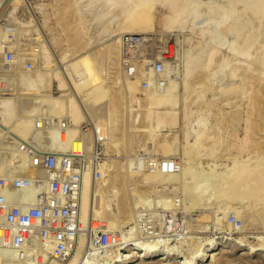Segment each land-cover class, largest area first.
I'll return each instance as SVG.
<instances>
[{
  "label": "rangeland",
  "instance_id": "374dc122",
  "mask_svg": "<svg viewBox=\"0 0 264 264\" xmlns=\"http://www.w3.org/2000/svg\"><path fill=\"white\" fill-rule=\"evenodd\" d=\"M81 1H78L79 4L78 2L76 4L78 5L77 8L81 6L77 9V12L79 15L80 11H82V16L79 15L81 18H83V14H85V26L79 24L72 0H0V36H2V38L4 37V39L7 38L9 41L11 40L17 48L20 46L21 51L23 49H27L28 51L29 48H31L32 50L30 49V51L32 54L34 53L33 56L36 57L38 61L40 60L39 63H41L39 65L36 64L33 71L27 72L25 71L26 69H24L26 64L24 62H26V60L23 59L24 61L22 64L21 58L20 70L22 71L20 72L23 75L19 72L20 74L18 73L15 77H6L5 75L3 76L1 72L7 71L8 67L0 61V137L5 136L6 133L11 131L16 138L21 140L26 138L30 129L28 126L32 123V116L36 115V111H38L37 114L41 113V111H46V113L48 112L51 116H61H58V113L54 112L49 107L50 105L48 101L47 103L45 102L46 100H42L41 102H44L42 104L43 108H40V103L38 110L32 109L34 112L29 114L31 110L28 106L31 102L35 101L36 97L39 95L43 96V94H46V97L52 98L68 92V95L74 97L75 93L79 90V86L83 87V89L95 90L96 95H99L96 89L100 86H109L110 90L106 93L104 92L107 98H105V109L109 110L111 113L115 106V110L119 116V121L114 123L112 127H108V129H113V132H111L112 140L109 141L110 143L107 146L106 140L103 139L104 130L100 119L91 114V109L87 107L84 108L85 113L88 115V119H86L85 122L90 121V123H92V125L95 124V126L91 130H83L86 131L82 132L84 133L83 135L86 136H83L82 133L81 135L85 137V139L87 138L86 141L92 139L90 141L91 144L87 146L88 151L94 149L93 146L94 144L96 145L98 140L102 141L105 159H103L101 164L108 161L111 162L114 159L117 162L115 166L112 165V172H114V175H117V177L112 180L110 186L108 185L109 199L111 198L112 202L109 206L113 208V210L109 208V211L114 213L117 210L116 207H118V197L114 196L113 186L120 189L119 197L122 198V201L125 202L128 209L132 211L131 226H134L135 231L137 230L135 218L139 209H142V207L153 209V229L152 238L149 241L150 244H143V246L141 238H137V241H139L140 245L138 248L139 251L148 247V245H154L155 248H158L156 259L152 262L137 261L131 264H161L159 259H161L162 256L167 257L168 252L166 250L170 252L171 249L173 251L171 250L172 252L169 260H163L162 262H165V264H187L192 258L193 251L196 250L198 246L201 245L202 250L205 247L207 249L211 246L208 244L212 242L214 243V249L223 248L225 250H216L219 254L214 258L212 257L209 260H205L202 264H264V252L262 250H257L261 245H264V191H262L263 193L260 192L259 188L264 182H260L261 174L257 173L258 168L256 167L257 165L261 166L264 164L262 159V156L264 157V84H260L255 79H249L245 72V66L249 65L251 62V60L247 62L246 58H251L252 55H254V50L250 51L251 47L253 48L254 45L257 44L256 36L259 35V31L262 30L264 26L258 28L253 25V18L249 17L246 19L247 21H243V17L241 16L242 10L240 11L239 7H237L238 9L231 7L230 0H188V6L189 3L191 5L193 1H196L195 5H197V7L192 8L189 14L187 12H185L184 15L181 14L179 16L181 22L179 21L174 27H169L167 25V20L163 16L165 12L164 9L160 6H155L148 12L144 25L138 24L130 29H123L125 27L124 17L121 16V19H118V16L114 14L115 11L113 10L115 6L123 4V0H120L117 3L118 5L115 4V6L112 5L111 7H107L105 3H102L101 6L100 3L98 4L99 6L97 5L95 8L88 5L92 0ZM82 7L85 9L83 8V10H80ZM93 9H96V12H90ZM98 9L101 11L99 12ZM110 9L113 10L111 12L113 13L112 15L111 13L108 14ZM107 10L108 12H106ZM210 10H213V14L210 13ZM98 14H100L99 17H96ZM237 15L239 18H237ZM235 17L237 19H235ZM100 22H102V24H100ZM237 23L239 25H237ZM4 24L15 28V39L8 36L6 30L1 32ZM96 24L102 26L99 25L98 27ZM223 24H228V27L224 28L223 32L220 33L218 45L222 46L220 52L223 51L224 48V54L223 52L220 53V55L218 54L219 57L216 59L217 61H214V65L212 64L214 67L211 66L212 70L207 72L204 76H197L193 80L192 86L189 89L186 88L188 79V77L186 78V60H189L195 52L202 49V46L208 50L209 48L215 47L211 36L205 34V28L218 29ZM91 29H95L94 31L96 33H90ZM101 30L102 33L100 32ZM103 30H105V33H103ZM99 32L101 34H99ZM94 34H96L95 37ZM104 35L105 37L106 35L109 36L105 39V37H103ZM126 35H132L140 39L144 38L143 43L138 45L131 59H128L125 53L126 44L124 42V36ZM257 42H259V39ZM110 44L117 45V48L121 52L119 57L114 61V64L110 63L111 56L108 53V46ZM97 51L99 52V59L95 57ZM190 51H193V54ZM28 52L25 55H27ZM222 54L229 55L230 57H235V55H237V57L240 56L241 59L239 61H233L232 64H226L221 60ZM243 54L244 57L242 56ZM40 55L42 56L40 57ZM45 55L49 57V64L42 61L45 59ZM187 57L189 59H187ZM157 61L164 63V70L160 73L157 71V73L162 74L160 76L158 74V79H156L157 77L152 79L154 80L153 83L156 82L153 84L154 88L152 87L151 89L150 79L145 78V73L148 70V66H154ZM42 65L46 70L43 67L40 68ZM133 68L136 70L139 69V76H129L126 74L125 71H129ZM41 69H44V71L42 72ZM235 70L236 72L232 75ZM104 71H107V75ZM254 72L257 73V69ZM40 73L43 74L41 75ZM25 74L27 75L24 76ZM35 75L38 79L34 78ZM38 75L41 76L38 77ZM23 76L24 78H22ZM51 77H54L52 80L53 83L50 82V84L48 83L49 85L47 84L45 86L44 83ZM19 78L23 80L20 79L21 82H19ZM60 78L68 85V89L64 91L56 89L55 86H57V82ZM33 79H35L33 82L34 86L37 81L36 87L39 90H30L28 88ZM43 79L46 80L44 81ZM145 79L149 82L148 88L150 89L144 88L143 82ZM3 81L5 84L1 86V82ZM40 81L42 82L40 83ZM170 81H172L173 84H171ZM204 81H206V83H204ZM25 82L30 84H25ZM178 84L180 85L178 86ZM231 84L237 89L234 88L233 90L227 91L225 88ZM50 85L52 86L50 87ZM171 85L173 88L175 87L174 89L172 88L173 91L170 89ZM23 88H28L27 91L30 90L34 92L24 94L27 91H23L22 93L21 90H24ZM260 88H263V95L258 94ZM18 89H21L19 94L21 96L22 93L21 97L18 95ZM37 91H41V94ZM35 92L38 93V96ZM32 94L36 97H33L34 95ZM157 94H160L159 98ZM26 95L29 97L27 98ZM154 95H156L155 98ZM17 96L20 97L18 103L16 102L17 100H15ZM23 97L28 101L27 103L25 100H21ZM175 97L179 98L175 100ZM7 98H9V100ZM148 98L154 99V110H152V112L156 109L158 110H156L157 112L155 111L154 116H156V113L161 109V104L157 103L160 102V100L169 98L176 104L178 103L177 105L174 103V105L176 108L179 107L177 108L181 114L179 122L175 125H168V127L166 126L161 130H157V133L164 136L166 135L168 138L178 135V142L172 143L174 142L172 139H168L169 141L167 142H149L148 134L150 122L146 120L148 113L146 101ZM19 103L23 107L22 110L20 109L21 106ZM22 103L23 105L25 104L24 106L26 108ZM127 103L130 105V107H128L130 109L127 108ZM254 103H257V105L254 106ZM46 104H48L47 107ZM187 106L189 107V118L185 119V114L182 111L183 108ZM257 107L259 110H256ZM131 108L133 109L132 111ZM40 109L41 111H39ZM22 112H25L27 118ZM49 112H51V114ZM20 113L23 115L20 116ZM27 115H29L30 118ZM13 116H15V118ZM62 117L67 118L65 115H62ZM1 118L4 124H2ZM11 118L12 120L8 122V119ZM5 125L10 127V129L7 127L5 128ZM247 126L251 128V141L246 149L240 150L239 146L245 137V127ZM3 129L5 132L7 130L4 134ZM202 129L208 137L201 143L203 144L200 146L201 152L195 157L193 152L196 151L195 149L200 145L195 142L198 133ZM93 130H95L93 132L94 134L92 133ZM90 133L93 137H91ZM89 141L88 143H90ZM169 142H171V145L173 144V146H176L175 150L170 146ZM212 143L216 145L215 151L214 153H209L208 146L212 145ZM68 149L69 148H66L64 150ZM187 153L190 155L192 154L191 159ZM148 159L154 160L155 162L164 159L174 160L178 164V170L174 171L178 176L174 179H168L170 181H165L164 183L147 184L145 179L147 176L146 174L149 173V166H147ZM199 159H201L202 163L198 161ZM149 161L150 160H148V162ZM192 162H194L193 164L195 167ZM235 163H237V167L243 166L244 164L252 165L253 163V165L248 168L247 176L243 181L245 184H243V182L239 184V182L237 183L232 180L236 171L231 175L228 174ZM187 165L193 166L194 169H191L193 174H195L196 169V175H198V177L199 175L203 176V179L201 178L199 180L198 177H196L198 179L197 183L194 181L195 184L191 182L185 185L184 166ZM252 168H254V170ZM167 173H169V171ZM93 174L94 173L91 172L92 176H94ZM202 182L205 187L204 191H202L204 189L203 186H197V188L200 189L196 188V185L199 183L203 185ZM98 183L100 186L103 185V179L98 181ZM201 187L203 189H201ZM199 190L204 193L197 195ZM204 195L206 196L204 197ZM208 198L210 200H207ZM146 199L147 201H145ZM98 202L99 194L94 193V205L98 204ZM89 224L90 223H88L85 228ZM95 225L98 226V223H95ZM128 230H130V227H122L117 231L125 233ZM81 237H83L84 240L86 239L84 248L86 249L89 245L88 238L82 233L78 239L77 246L74 248L75 253H77L81 246ZM161 241L164 242L159 243ZM131 243H135L134 240ZM131 243L127 246V249L125 247L123 248L122 253H124V255L133 254L131 252L133 244L131 245ZM161 246L165 250L162 249ZM176 248L179 249L180 252ZM85 249L84 251L87 250ZM74 251L71 257L75 254ZM115 251H111L110 253H114ZM173 252L176 254L174 255ZM70 259H68V262ZM97 259H103V257ZM93 260H95V258Z\"/></svg>",
  "mask_w": 264,
  "mask_h": 264
},
{
  "label": "built area",
  "instance_id": "2783aa9c",
  "mask_svg": "<svg viewBox=\"0 0 264 264\" xmlns=\"http://www.w3.org/2000/svg\"><path fill=\"white\" fill-rule=\"evenodd\" d=\"M5 30L15 39L14 27L4 24L1 32ZM143 40L124 36L128 59ZM22 57L26 60V71H33L37 58L30 53L22 54L20 46L17 48L11 40L0 36V61L8 67L1 72L3 76H17ZM153 68L162 72L164 63L157 61ZM135 71L130 69V74L135 75ZM4 84L1 82V86ZM143 84L147 88L149 82L145 79ZM70 126L68 118H55L43 111L32 116L26 138L21 140L8 132L0 139V264H65L82 233L89 240V256L94 251L101 253L130 242L128 237L125 241L120 231L107 230L103 222L95 219L83 229L84 174L90 170L96 179L101 178L105 153L101 140L97 141L96 152H89L83 136L78 138L81 150H63L69 141ZM94 126L88 121L81 128L87 131ZM148 160L147 166L152 169L161 166L164 172L178 170L174 160ZM152 216V208L142 207L135 218L134 235L141 238L142 244H149L152 238Z\"/></svg>",
  "mask_w": 264,
  "mask_h": 264
},
{
  "label": "bare ground",
  "instance_id": "6f19581e",
  "mask_svg": "<svg viewBox=\"0 0 264 264\" xmlns=\"http://www.w3.org/2000/svg\"><path fill=\"white\" fill-rule=\"evenodd\" d=\"M73 1V3H74V9L76 10V14H77V16H78V22H79V24H82V25H84L85 26V24H86V21H85V14H83V18H81V17H79V15L80 16H82V11H80V14L78 15V12H77V9H79L81 6V4L79 5L80 7L79 8H77V6L78 5H76L77 4V2L78 1H81V0H72ZM120 0H106V1H104V0H92L88 5L89 6H91L92 8H95V6H97L98 4H100L101 3V6H102V3H105V5H107V7H111L112 5H114L115 6V4L116 5H118L117 3L119 2ZM124 2H122L123 4H120V5H118V6H115V9H113L114 11H115V13L114 14H116L117 16H118V19L120 18L121 19V16H123L124 17V28L123 29H130V28H132V27H134V26H136V25H138V24H145L144 23V21L146 20V17H147V15H148V12L153 8V7H155V6H160V7H162L163 9H164V13H163V16H164V18L167 20V25L169 26V27H174L175 25H177V23H179V21H180V15L181 14H185V12H187L188 14L192 11V8H196L197 7V5H195L196 4V1H193L192 2V4L190 5V3H189V6H188V4H187V2H188V0H123ZM231 2H230V6L231 7H233V8H237V7H239L240 8V11L242 10V14H241V16L243 17V21L244 20H246L248 17L249 18H253V25H255V26H257L258 28L260 27L261 28V26H264V0H230ZM82 2V1H81ZM109 2H110V4H109ZM229 2V1H228ZM121 3V2H120ZM78 4H79V2H78ZM89 6H87V7H89ZM99 6V5H98ZM83 8L84 7H82V9H80V10H83ZM91 8V9H92ZM100 8V7H99ZM103 8V7H102ZM85 9V8H84ZM112 9V8H111ZM110 9V11L108 12V10L106 11V12H108V14L109 13H111L113 10H111ZM238 9V8H237ZM88 10V9H87ZM99 10V9H98ZM103 10V9H102ZM86 11V10H85ZM92 11H95L96 12V9L94 10H91L90 12H92ZM101 10H99V12H100ZM104 11H105V9H104ZM211 11V10H210ZM213 11V10H212ZM212 11L210 12V13H212ZM237 11H239V10H237ZM237 11H235V12H237ZM239 11V12H240ZM89 12V13H90ZM88 13V12H87ZM97 13H98V11H97ZM97 13H95V14H97ZM101 13H103V12H101ZM105 13V12H104ZM238 13V12H237ZM94 14V13H93ZM113 13H111V15H112ZM188 14H186V15H188ZM213 14V13H212ZM235 14V13H234ZM239 14V13H238ZM99 15L100 14H98V16H96V17H99ZM103 15V14H102ZM116 15H114V16H116ZM182 15V16H183ZM116 16V17H117ZM189 16V15H188ZM187 16V17H188ZM212 16V15H211ZM238 16V15H237ZM240 16V17H241ZM185 17V16H184ZM115 18V17H114ZM180 18V19H179ZM237 18H239V16L237 17ZM236 17H235V19H237ZM99 19V18H98ZM116 19V18H115ZM241 19V18H240ZM241 21V20H240ZM247 21V20H246ZM251 21V20H250ZM104 22V21H103ZM181 22V21H180ZM236 22V21H235ZM238 22V21H237ZM98 23V22H97ZM123 23V22H122ZM239 23V22H238ZM237 23V25H239ZM243 23V22H242ZM250 23V22H249ZM100 24H102V22H100ZM99 24V25H100ZM229 24V23H228ZM227 24V25H228ZM251 24V23H250ZM250 24H249V26H250ZM96 25H98V24H96ZM99 25H98V27H99ZM227 25H225V24H223V25H221V27L220 28H205V30H206V33L205 34H208V35H210L211 36V38H212V42H214V44L213 45H215V47H212L211 49L209 48V50L208 49H206L205 47H203L202 46V49H200V50H198L197 52H195L191 57H190V59L187 57V59H189V60H186L187 61V63H186V71H187V76H186V78L188 77V79H187V84H186V88H190L191 86H192V82H193V80L197 77V76H200V75H205L207 72H209L210 70H212L211 69V66H213L214 65V61H217L216 59L219 57L218 56V54L220 55V53H222L223 51H225L224 50V48H223V51H221L220 52V49L222 48V46H219L218 44H219V40H218V37H219V35H220V33H222L223 32V29L224 28H226V27H228ZM100 26H102V25H100ZM104 26V25H103ZM235 26V25H234ZM237 27V26H236ZM240 27V26H239ZM88 28V27H87ZM94 28V27H93ZM104 28V27H103ZM102 28V29H103ZM248 28V27H247ZM98 29V28H97ZM242 29V28H241ZM264 29V28H263ZM260 30L259 31V35L258 36H256L257 38V41H258V39H259V42H257L256 41V43L257 44H255L254 45V47L252 48L251 47V50L250 51H252V50H254L253 52H254V55H252V57L250 58V57H248V58H246L247 60V62L248 61H250L251 60V62H250V64L249 65H246V64H248V63H246L245 65V72H246V76L249 78V79H255V80H257L260 84L261 83H263L264 84V30ZM87 30V29H86ZM95 29H91V31H90V33L92 32V33H94L95 31H94ZM121 30V29H120ZM218 30H220V31H218ZM236 30H237V28H236ZM88 31V30H87ZM97 31V30H96ZM104 32L103 33H105V30H103ZM108 31V30H107ZM226 31V30H225ZM242 31H243V29H242ZM246 31H247V29H246ZM253 31V30H252ZM257 31V30H256ZM101 33H102V30L100 31ZM99 32V34H101ZM113 32V31H112ZM114 32H115V29H114ZM96 33V32H95ZM109 34V33H108ZM112 34V33H111ZM204 34V35H205ZM239 34V33H238ZM95 35L96 34H94V37H95ZM98 35V34H97ZM257 35V34H256ZM107 36H109V35H106V37ZM111 36V35H110ZM244 36V35H243ZM99 37V36H98ZM98 37H96V38H98ZM103 37H105V35L103 36ZM106 37H105V39H106ZM102 38V37H101ZM255 39V40H256ZM245 40V39H244ZM116 44V43H115ZM114 44V45H115ZM250 44V43H249ZM113 44H110L109 46H108V49H109V51H108V53H109V55L111 56V60H110V63L111 64H114V61L116 60V58L117 57H119V55H120V50L117 48V45H115L114 46ZM244 45V44H243ZM252 45V44H251ZM241 46V45H240ZM208 47H210V46H208ZM250 47V46H249ZM24 48V47H23ZM25 48H27V47H25ZM201 48V47H200ZM21 49H22V47H21ZM30 49L31 48H29V50L28 51H30ZM24 50V51H23ZM22 50V52H26L27 51V49H23ZM32 50V49H31ZM240 50H241V48H240ZM27 51V52H28ZM26 52V53H27ZM31 52V51H30ZM30 52H28V53H30ZM190 52H189V54H190ZM235 52H237V51H235ZM234 52V53H235ZM25 53V54H26ZM32 56L34 55V53L32 54V52L30 53ZM223 54H224V52H223ZM222 54V55H223ZM231 54H233V53H231ZM238 54V53H237ZM221 55V57H222V59L221 60H223L226 64L227 63H229V64H232V62L233 61H239L241 58H240V56L239 57H237V55H235V57L233 56V57H230L229 55L227 56V55H223L222 56ZM239 55V54H238ZM42 55H40V57H41ZM243 57H244V54L242 55ZM45 57V59L44 58H42V59H44V60H42V61H45V63H47V64H49L50 63V60H49V57L47 56V55H45L44 56ZM95 57H96V59H99V52L97 51V53L95 54ZM98 57V58H97ZM122 57V56H121ZM239 58V59H237V58ZM247 57V56H246ZM40 59V58H39ZM23 57H22V64H23ZM40 61V60H39ZM39 61H38V65L39 64H41V63H39ZM94 61V60H93ZM122 61V60H121ZM21 62V61H20ZM223 62V63H224ZM24 63H26V62H24ZM122 63V62H121ZM216 63V62H215ZM213 64V65H212ZM242 64V63H241ZM244 64V63H243ZM45 65V64H44ZM117 65V64H116ZM122 65V64H121ZM253 65H254V67H253ZM22 67H24V66H22ZM40 67V66H39ZM43 67V65L40 67V68H42ZM214 67V66H213ZM44 68V67H43ZM23 69V68H22ZM24 69H25V67H24ZM45 69V68H44ZM44 69L42 70V72L44 71ZM166 69V68H165ZM256 69H257V73L256 72H254V71H256ZM36 70V69H35ZM38 70H39V68H38ZM46 70V69H45ZM139 70V69H138ZM138 70H136L135 71V75H137V76H139L140 75V71H138ZM167 70V69H166ZM20 71H22V70H20ZM26 71V70H25ZM37 71V70H36ZM47 71H48V69H47ZM46 71V72H47ZM124 71V70H123ZM138 71V72H137ZM28 72V71H27ZM41 72V71H40ZM105 72V71H104ZM126 72V74H128L129 76L131 75V76H133V74H130V70L129 71H125ZM137 72V73H136ZM167 72V71H166ZM234 72H236V70L235 71H233V73H232V75L234 74ZM259 72V73H258ZM21 73V72H20ZM19 73V74H20ZM106 73V75H107V71L105 72ZM145 73V72H144ZM160 73V72H159ZM159 73H157V70H155V68H153V65H150V66H148V70L146 71V77L145 78H149L150 79V88L152 89V87H153V84L156 82H154L153 83V81L154 80H152L153 78H155V77H157L158 76V74ZM22 74V73H21ZM28 74H30V73H28ZM41 75L43 74V73H40ZM46 74V73H45ZM144 74V75H145ZM162 74V73H161ZM161 74H159V76L161 75ZM174 74V73H173ZM23 75V74H22ZM27 74H25L24 76H26ZM41 75H38V77L39 76H41ZM168 75V74H167ZM166 75V76H167ZM176 75V74H175ZM235 75H236V73H235ZM24 76L22 77V78H24ZM51 76V75H50ZM158 76V77H159ZM20 77H21V75H20ZM28 77V76H27ZM31 77H33V76H31ZM30 77V78H31ZM45 77V76H44ZM47 77H49V76H47ZM158 77L156 78V79H158ZM162 77V76H161ZM163 77H165V76H163ZM168 77V76H167ZM34 78L35 79H38L37 77H36V75L34 76ZM170 78V77H169ZM185 78V79H186ZM247 78V79H248ZM21 78H19V80H20ZM27 79V78H26ZM29 79V78H28ZM32 79V78H31ZM35 79H33V81H31L32 83L34 82V80ZM42 79V78H41ZM47 79V78H46ZM46 79H43L44 81L46 80ZM54 79V77H51V78H49V79H47L46 80V83H44L45 84V86L49 83L50 84V82H52V80ZM21 80H23V79H21ZM21 80L19 81V82H21ZM40 80V79H39ZM42 80V81H43ZM147 80V79H146ZM172 80H173V78H172ZM42 81H40V83L42 82ZM168 81V80H167ZM24 82V81H23ZM37 82V81H36ZM36 82H35V86H34V83L32 84H30V83H27V82H25V84H30V86L28 87L30 90H39V89H37V87H36ZM169 82V81H168ZM173 82H176V81H173ZM180 82V81H179ZM53 83V82H52ZM58 84H57V86H55L56 87V89L57 90H60V91H64V90H66V89H68V85L65 83V81L63 80V79H59V81L57 82ZM170 83L171 84H173L172 83V81H170ZM169 83V84H170ZM184 83V82H183ZM204 83H206V81H204ZM22 84H24V83H22ZM24 84V85H25ZM39 84V83H38ZM48 84V85H49ZM176 84V83H175ZM174 84V85H175ZM23 85V86H24ZM41 85H43V84H41ZM166 85V84H165ZM180 84H178V86H179ZM183 85V84H182ZM22 86V87H23ZM28 86V85H27ZM52 85H50V87H51ZM238 86V85H237ZM20 87H21V85H20ZM42 87V86H41ZM149 87V86H148ZM147 87V89H150V88H148ZM175 87H176V85H175ZM174 87V88H175ZM183 87V86H182ZM28 88L27 89H24V90H21V89H18L19 90V93H18V95L20 94V90H21V92L23 93V91H27L28 90ZM154 88V87H153ZM169 88H170V86H169ZM173 86L171 85V90L173 91ZM180 88V87H179ZM234 88H236L233 84H231V85H229L228 87H226L225 89L227 90V91H229V90H233ZM41 89V88H40ZM45 89V88H44ZM43 89V90H44ZM147 89H145V90H147ZM159 89V88H158ZM178 89V88H177ZM237 89V88H236ZM241 89V88H240ZM27 91L26 93H24V94H28V92L30 93L31 91ZM45 90H47V89H45ZM44 90V91H45ZM48 90H49V88H48ZM97 91H98V93L97 94H99V95H96V91L95 90H87V89H83V87H81V86H79V90H78V92L77 93H75V96L73 97V96H70V95H68L69 93L68 92H65V93H62L60 96H57V97H52V98H49V97H46L45 95L46 94H43V96L42 95H39L38 96V93L39 94H41L40 92L41 91H37V92H35V93H37V96L38 97H36L34 94H32V95H34L33 97H36V99H35V101H33V102H31L30 103V105L28 106V108H30V110H31V112H29V111H27V112H29V114H31L32 112H34L33 110H38V106H40V103L42 102V100L44 101V100H46L45 102L47 103V101H48V104L50 105L49 107L54 111V112H57L58 113V116L59 115H61L60 117L61 118H65V117H62V115H65L70 121H71V126H70V128H69V133H68V137H69V141L68 142H66L65 144H64V146H63V150L64 149H66V148H74L75 150H80L81 149V143L79 142V140H78V138L79 137H81L84 133H82V132H86V131H83V130H81L82 128H81V126H82V124L85 122V120L86 119H88V115L85 113V111H84V108L85 107H87V108H90L91 109V114H93V115H95V117H97V118H99L100 119V121H101V125H103V130H104V133H103V139L104 140H106V144H107V146L109 145V141H111L112 140V136H111V132H113V129L111 130V129H108V127H112L113 125H114V123H117L118 121H119V116H118V114H117V112H116V110H115V106H114V109H113V111L110 113V111L109 110H106L105 108V101H106V95H105V93L108 91V90H110V87L109 86H104V87H102V86H100L98 89H96ZM168 91H169V89H168ZM179 91V90H178ZM257 91V90H256ZM255 91V92H256ZM262 91H263V88H260L259 90H258V94L259 95H263V93H262ZM32 92H34V91H32ZM31 92V93H32ZM105 92V93H104ZM166 92H167V90H166ZM9 93V92H8ZM22 93H21V96H22ZM153 93V92H152ZM160 93H161V89H160ZM168 93V92H167ZM176 93L179 95V93L176 91ZM182 93V92H181ZM23 94V95H24ZM148 94V93H147ZM151 94V93H150ZM171 94V93H170ZM169 94V95H170ZM175 94V93H174ZM5 95H7V96H10V95H8V94H5ZM158 96V98L160 97L159 95L160 94H157ZM176 95V94H175ZM183 95V94H182ZM257 95V94H256ZM258 95V96H259ZM20 96V95H19ZM20 96V97H21ZM50 96V95H49ZM148 96V95H147ZM153 96V95H152ZM151 96V97H152ZM155 96L156 95H154V98H155ZM168 96V95H167ZM167 96H166V98H167ZM20 97H18L17 96V99L15 98V100H17L16 102L18 103V99L20 98ZM25 97V96H24ZM24 97L23 98H21V100L23 99V100H25L26 101V99H24ZM26 97H27V95H26ZM29 97V96H28ZM27 97V98H28ZM31 97V96H30ZM51 97V96H50ZM150 97V96H149ZM170 97H171V95H170ZM176 97H177V95H176ZM175 97V98H176ZM49 98V99H48ZM102 98H106L105 100L104 99H102ZM157 98V99H158ZM179 98V97H178ZM178 98H176L175 100H177ZM5 99V98H4ZM8 100H9V98H7ZM6 99V100H7ZM30 99V98H29ZM41 99V100H40ZM156 99V100H157ZM160 99H162V98H160ZM22 100V101H23ZM155 100V101H156ZM11 102V101H10ZM28 101H26V103H27ZM44 103V102H43ZM43 103H41V106H40V108L42 107V104ZM157 103H159V104H161V109H160V111L158 112V113H156L157 115L156 116H154V113H155V111L157 110H155L154 112H152V110H154L153 108V104H154V99H152V98H148L147 99V101H146V104H147V108H148V113H147V118H146V120H148L149 122H150V128H149V134H148V139H149V142L150 143H158V142H167V141H169V140H174V142H172V143H176V141L178 140V135H174L173 137H167L166 135L164 136V135H160L159 133H157V130H161V129H163L164 127H168V125H175V124H177L178 122H179V119H180V116H181V114L179 113V109H177V108H179V107H177L176 108V106L174 105V101L172 100V99H162V100H160V102H157ZM252 103V102H251ZM20 104V103H19ZM29 104V103H28ZM48 104H46V107H47V105ZM176 104V103H175ZM178 104V103H177ZM176 104V105H177ZM22 105H23V103H22ZM25 105V104H24ZM23 105V106H24ZM27 105V104H26ZM128 105V103L126 104V106ZM257 105V103H254V106H256ZM17 106H19V105H17ZM20 106H21V104H20ZM160 106V105H159ZM262 106V105H261ZM25 107V106H24ZM48 107V108H49ZM128 107H130V105H128L127 106V108ZM156 107V106H155ZM26 108V107H25ZM43 108V107H42ZM157 108V107H156ZM188 106L187 107H185V108H183V113L185 114V116H184V118L185 119H188L189 118V112H188ZM4 109V108H3ZM21 110L23 109V107L21 106V108H20ZM33 109V110H32ZM46 109V108H45ZM128 109H130V108H128ZM17 110H18V108H17ZM16 110V111H17ZM20 110V111H21ZM29 110V109H28ZM43 110V109H42ZM49 110V109H48ZM47 110V111H48ZM101 110V111H100ZM133 109L131 108V111H132ZM256 110H259L258 109V107L256 108ZM255 110V111H256ZM39 111H41V109L39 110ZM50 111V110H49ZM131 111H129V112H131ZM158 111V110H157ZM156 111V112H157ZM41 112H43V111H41ZM8 113V112H7ZM12 113V112H11ZM22 113H24V116L26 117V115H25V112H22ZM37 113H38V111H36V115H37ZM48 113V112H47ZM50 114H51V112H49ZM13 114H14V112H13ZM13 114H11V115H13ZM15 114H17V113H15ZM28 114V113H27ZM33 114H35V113H33ZM251 114V113H250ZM28 117H29V115H27ZM34 116V115H33ZM5 117V116H4ZM11 117V116H10ZM14 118H15V116H13ZM55 118H60V117H57V115L56 116H54ZM154 117V118H153ZM27 118V117H26ZM30 118V117H29ZM153 118V119H152ZM247 119V118H246ZM1 120H2V118H1ZM9 120H12V118L11 119H8V122H9ZM31 120V119H30ZM5 121V120H4ZM13 121H14V119H13ZM2 122H3V120H2ZM25 122V121H24ZM24 122H23V124H24ZM27 122H29L28 120H27ZM247 122L249 123V121H248V119H247ZM246 122V123H247ZM253 122V121H252ZM10 123H11V121H10ZM22 123V122H21ZM2 124H4V122L2 123ZM12 124V123H11ZM29 124H30V122H29ZM6 125L8 126V124L6 123ZM5 125V128L7 127ZM27 125H28V123H27ZM26 125V126H27ZM84 125V124H83ZM246 125H248V124H246ZM12 126V125H11ZM25 126V127H26ZM31 126V124L28 126V127H30ZM21 127V126H20ZM23 127V126H22ZM8 129H10V127H7ZM27 128V127H26ZM94 128V127H93ZM205 128V127H204ZM28 129V128H27ZM26 129V130H27ZM245 129H246V133H245V137H244V139L242 140V143H241V145L239 146V149L240 150H244V149H246L247 148V146L249 145V142L251 141V128H250V126H247V127H245ZM4 130V129H3ZM25 130V129H24ZM30 130V129H29ZM10 131V130H9ZM95 130H93L92 131V133L94 132ZM6 132H7V130H6ZM5 132V130L3 131V134L4 133H6ZM11 132V131H10ZM1 133V132H0ZM81 133H82V135H81ZM13 134V133H12ZM91 134V133H90ZM94 134V133H93ZM2 136V135H1ZM83 136H86V135H83ZM66 135L64 136V139L66 140ZM88 137V136H87ZM91 137H93L92 136V134H91ZM91 137H88V138H91ZM206 137H208V135L207 134H205L204 133V131H203V129L198 133V135H197V138H196V144H200V145H198V148H197V146H196V148L197 149H195L196 151H194L193 152V154H195L194 156L196 157V156H198V154L201 152V150H200V146L201 145H203V144H201L203 141H205V139H206ZM212 137V136H211ZM2 137H0V139H1ZM85 138V137H84ZM87 139V138H86ZM169 139V140H168ZM187 139V138H186ZM208 139V138H207ZM92 140V139H91ZM90 140V141H91ZM89 141V140H88ZM88 141H86L87 143V146L89 145V144H91V142L90 143H88ZM187 141V140H186ZM178 142V141H177ZM208 142V141H207ZM212 142H213V140H212ZM97 144V143H96ZM169 144H170V146H172V148L175 150V148H176V146H173V144L171 145V142H169ZM209 144V143H208ZM187 146V145H186ZM215 144H213L212 143V145H209L208 147V152L209 153H214V151H215ZM88 148V147H87ZM93 151H94V153L96 152V145L94 144V146H93ZM193 149V148H192ZM88 150V149H87ZM89 150H90V148H89ZM109 150V149H108ZM188 150V149H187ZM194 150V149H193ZM90 152V151H89ZM186 152V151H185ZM189 152V151H188ZM196 152V153H195ZM190 153V152H189ZM192 153V152H191ZM188 154V153H187ZM197 154V155H196ZM107 155V154H106ZM189 155V158L191 159V155L190 154H188ZM263 155V154H262ZM118 156H120V155H118ZM117 156V157H118ZM110 158H111V156H110ZM109 158V159H110ZM235 159H236V157H235ZM262 159H263V163H264V157L262 156ZM110 160H112V159H110ZM195 160V159H194ZM196 161V160H195ZM198 161H200V163H202L201 162V159H199ZM249 161V160H248ZM190 162V161H189ZM188 162V163H189ZM108 163H110V164H108ZM116 160L114 159V160H112L111 162H105L104 164H101V171H102V173H103V175H102V177L101 178H98V179H96L95 178V174H93L94 176H92L91 175V171L89 172V170L88 171H86L87 173H85V176H84V178H83V188H82V194H81V205H82V214H81V220H82V225H83V228H85V226L88 224V223H91L94 219L95 220H98V221H101V222H103V225H104V227H105V229H107V230H115V231H117V230H120L122 227H130V230H128V231H126L125 233L124 232H121V234L124 236V239H125V241L129 238V243H127L126 245H122L120 248H117V249H113V250H107V251H105V252H101V253H99V252H97V251H94L93 252V254L91 253V256L93 257V259L95 258V260H93L92 259V257L91 256H89L87 253H88V251L86 250L87 248H88V246H87V248L85 249L84 248V245H85V241H86V239L84 240V238L83 237H81V242H80V248L78 249V251H77V253H75V251H74V253L75 254H73V256L71 257V259L69 260V262L67 261V263L66 264H131V263H133V262H137V261H143V262H149V261H154V259H156V252L158 251V248H155L154 247V245H151V246H149L148 245V247H146V248H144L143 250H141V251H139L138 250V248H139V241H137L138 239H136L135 238V230H134V226H131L132 225V222H131V220H132V211L131 210H129L128 209V207H127V205L125 204V202H123L122 201V198L121 197H119V194H120V189L118 188V187H116V186H113L114 187V190H113V193H115V195L114 196H117L118 197V207H116L117 208V210H116V212H114V213H111L109 210L110 209H112L113 210V208H110V206H109V204L110 203H112L111 202V198L109 199V187H108V185L110 186L111 184L110 183H112V180H114L116 177H117V175H114V172H112V165H116ZM194 162H192V164H193ZM263 163H261V164H263ZM237 163H235L234 164V167H232V169H230L229 170V172H228V174L229 175H231L233 172H235L236 171V173H235V175H234V177L232 178V180L234 181V182H239V184H242V182L244 181V179H245V177L247 176V171L249 170L248 168L250 167V166H252L253 165V163H252V165H241V166H239V167H237V165H236ZM259 164H260V162H259ZM264 165V164H263ZM263 165H257L256 167L258 168L257 169V173L258 174H261L260 176V182H264V167H263ZM113 166V167H114ZM193 166L195 167V165L193 164ZM193 166H184V181H185V185H187L188 183H191V182H193L194 183V181H195V183H197L198 182V179L200 180L201 178L203 179V176H201V175H199V177H198V175H196L197 174V172H196V169H195V174H193V171L191 170L192 168H193ZM190 168V169H189ZM125 169H127V168H125ZM130 169V168H129ZM149 169V173H147L146 175V182H147V184H152V183H155V184H160V183H164L165 181H170V180H168V179H174L175 177H177L178 176V174L176 173V172H169V173H167V172H164L163 170H162V168H161V166H159L158 168H156V169H152V168H148ZM194 169V168H193ZM253 170H254V168H252ZM111 171V172H110ZM127 171V170H126ZM252 172V171H251ZM94 173V172H93ZM112 173V174H111ZM199 173V172H198ZM250 175V174H249ZM196 177H198V179L196 178ZM259 178V177H258ZM96 179V180H95ZM103 179V185H98L99 183H98V181H100V180H102ZM183 180V179H182ZM247 180V179H246ZM249 180V179H248ZM254 180V179H253ZM175 181H176V179H175ZM172 182V181H171ZM253 182V181H252ZM168 183V182H167ZM194 183V184H195ZM203 183V182H202ZM172 184V183H171ZM193 184V185H194ZM200 184V185H199ZM199 184H197L196 185V188H197V186H203L204 187V183H203V185L201 184V183H199ZM206 184V183H205ZM243 184H245L244 182H243ZM169 185V184H168ZM260 186V185H259ZM170 187V186H169ZM195 188V189H196ZM260 188V192H262V191H264V183H262V185L259 187ZM197 189H200V188H197ZM201 189H203L202 187H201ZM257 189V188H256ZM167 190V189H166ZM205 190V187H204V189L202 190V191H204ZM258 190V189H257ZM202 191L201 190H199V192L197 193V195L199 194V195H201V193H202ZM197 192V191H196ZM259 192V191H258ZM94 193H96V194H99V202H98V204H96V205H94V203H93V199H94ZM107 193H108V195H107ZM204 193V192H203ZM202 193V194H203ZM263 193V192H262ZM117 194V195H116ZM260 195H262V194H260ZM108 196V197H107ZM112 196V195H111ZM206 195H204V197H205ZM113 198V197H112ZM144 200V199H143ZM207 200H210L209 198L207 199ZM114 201V200H113ZM145 201H147V199L145 200ZM171 201V200H170ZM117 203V202H116ZM195 203V202H194ZM199 203V202H198ZM170 204V203H169ZM114 205V204H113ZM115 205H117V204H115ZM138 206H139V204H138ZM147 206V205H146ZM190 206V205H189ZM191 207V206H190ZM110 208V209H109ZM185 209H187V208H185ZM188 210H190V209H188ZM204 210V209H203ZM189 212V211H188ZM124 229V228H123ZM136 229V228H135ZM85 235V234H84ZM81 236V235H80ZM128 237V238H127ZM80 238V237H79ZM78 238V239H79ZM88 240V239H87ZM133 240H134V242L135 243H131V242H133ZM136 240V241H135ZM78 242V241H77ZM127 242V241H126ZM212 242V241H211ZM88 243V242H87ZM131 243V245L133 244V246H132V253L133 254H131V255H128V254H126V255H124V253H122V250H123V248L125 247L126 249L128 248L127 246H129V244ZM89 244V243H88ZM150 244V243H149ZM153 244H155V243H153ZM208 244V243H207ZM143 245V244H142ZM159 245V244H158ZM208 245H211V246H209V248H207L206 249V247L202 250L201 249V245L200 246H198L197 248H196V250H194L193 251V255H192V258H191V260L187 263V264H202L205 260H209L210 258H214L217 254H219L218 253V251H216V250H220V251H223V250H225V249H214L213 248V246H214V243L212 242V243H209ZM76 246H77V244H76ZM144 246V245H143ZM146 246V245H145ZM162 247V246H161ZM84 249L86 250V251H84ZM162 249H164L163 247H162ZM167 249H168V247H167ZM170 249V248H169ZM177 249V248H176ZM179 249H180V246H179ZM179 249H177V250H179ZM181 249H183V248H181ZM116 250V251H115ZM129 250V249H128ZM165 250V249H164ZM172 250V249H171ZM170 250V252L168 251V250H166L168 253H167V257H164V256H162L161 257V259H159V261L161 262V264H165V262H162L163 260L164 261H167V260H169V258H170V256H171V252L173 251H171ZM258 251H260V250H262L263 252H264V245H261V247H259L258 249H257ZM113 252V251H115L114 253H110V252ZM181 251H183V250H181ZM179 252H180V250H179ZM178 252V253H179ZM165 253V252H164ZM174 253V255L176 254L175 252H173ZM253 253H256V252H253ZM166 254V253H165ZM252 254V253H251ZM104 255V256H103ZM164 255V254H163ZM250 255V254H249ZM103 257V259H97V258H102ZM174 257V256H173ZM154 263V262H153ZM186 264V263H185Z\"/></svg>",
  "mask_w": 264,
  "mask_h": 264
}]
</instances>
